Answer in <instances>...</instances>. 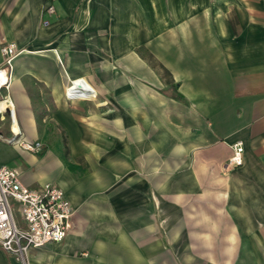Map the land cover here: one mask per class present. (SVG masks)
Listing matches in <instances>:
<instances>
[{"label":"crops","instance_id":"0c3cea01","mask_svg":"<svg viewBox=\"0 0 264 264\" xmlns=\"http://www.w3.org/2000/svg\"><path fill=\"white\" fill-rule=\"evenodd\" d=\"M46 2L0 0V63L21 50L0 165L74 209L30 264H264V0H55L44 24Z\"/></svg>","mask_w":264,"mask_h":264},{"label":"built area","instance_id":"2783aa9c","mask_svg":"<svg viewBox=\"0 0 264 264\" xmlns=\"http://www.w3.org/2000/svg\"><path fill=\"white\" fill-rule=\"evenodd\" d=\"M56 13L55 0H47L44 10V24ZM21 50L15 42H4L1 46L3 62L0 63V118L14 110L4 109V102L13 104L9 90L13 74V60ZM80 82H79V81ZM81 83V84H78ZM81 79L72 80L66 93L70 99L94 96ZM29 151H37L42 143L25 141L21 144ZM234 154L229 160L233 166L244 163L243 142L233 146ZM74 214L71 201L65 191L54 183L30 187L21 178L17 167L0 165V247L13 255L19 264H30V251L49 244L62 243L70 230Z\"/></svg>","mask_w":264,"mask_h":264},{"label":"rangeland","instance_id":"374dc122","mask_svg":"<svg viewBox=\"0 0 264 264\" xmlns=\"http://www.w3.org/2000/svg\"><path fill=\"white\" fill-rule=\"evenodd\" d=\"M152 86L155 88V89H157L158 91H160V92H162V93H164V94H169V95H173L174 94V89L172 88V87H163V85H154V84H152ZM6 117V116H5ZM7 118V117H6ZM10 124H7L5 127H4V132L5 133H7L8 131H10ZM14 142H17V143H19V144H22L23 142H25L26 140H21L20 139V137H14L13 139H12Z\"/></svg>","mask_w":264,"mask_h":264},{"label":"trees","instance_id":"16d2710c","mask_svg":"<svg viewBox=\"0 0 264 264\" xmlns=\"http://www.w3.org/2000/svg\"><path fill=\"white\" fill-rule=\"evenodd\" d=\"M177 85L178 84H174V83H171L170 84V87H172L174 89V91H176L174 94H173V97L178 99V100H183L184 99V95L180 92H178L177 90Z\"/></svg>","mask_w":264,"mask_h":264},{"label":"bare ground","instance_id":"6f19581e","mask_svg":"<svg viewBox=\"0 0 264 264\" xmlns=\"http://www.w3.org/2000/svg\"><path fill=\"white\" fill-rule=\"evenodd\" d=\"M79 81V80H78ZM80 82V81H79ZM78 84H81V83H78ZM2 106H3V108L4 109H9V107H10V104L9 103H6V102H4L3 104H2Z\"/></svg>","mask_w":264,"mask_h":264}]
</instances>
